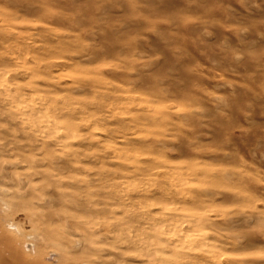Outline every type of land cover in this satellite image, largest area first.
Here are the masks:
<instances>
[{
	"label": "rangeland",
	"instance_id": "374dc122",
	"mask_svg": "<svg viewBox=\"0 0 264 264\" xmlns=\"http://www.w3.org/2000/svg\"><path fill=\"white\" fill-rule=\"evenodd\" d=\"M0 264H264V0H0Z\"/></svg>",
	"mask_w": 264,
	"mask_h": 264
},
{
	"label": "bare ground",
	"instance_id": "6f19581e",
	"mask_svg": "<svg viewBox=\"0 0 264 264\" xmlns=\"http://www.w3.org/2000/svg\"><path fill=\"white\" fill-rule=\"evenodd\" d=\"M26 93V92H25Z\"/></svg>",
	"mask_w": 264,
	"mask_h": 264
}]
</instances>
